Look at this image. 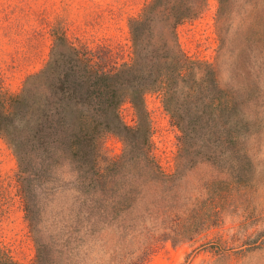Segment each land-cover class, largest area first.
I'll return each instance as SVG.
<instances>
[{
    "label": "rangeland",
    "instance_id": "rangeland-1",
    "mask_svg": "<svg viewBox=\"0 0 264 264\" xmlns=\"http://www.w3.org/2000/svg\"><path fill=\"white\" fill-rule=\"evenodd\" d=\"M151 0H0V79L12 92L49 58L55 34L91 46L109 45L117 61L130 57V19ZM190 56L215 66L226 101L238 103L247 127L234 140L225 133L189 138L150 93L152 153L166 182L140 184L132 206L108 216L93 239L77 221V193L65 189L48 206L39 232L26 218L18 161L0 136V243L21 264L37 256V239L55 245L75 235L81 264H264V0H206L176 27ZM124 121L136 122L130 103ZM229 129L233 110L221 117ZM106 156L124 149L114 134L103 139ZM241 170L236 180L233 174ZM83 209V207H81Z\"/></svg>",
    "mask_w": 264,
    "mask_h": 264
},
{
    "label": "trees",
    "instance_id": "trees-1",
    "mask_svg": "<svg viewBox=\"0 0 264 264\" xmlns=\"http://www.w3.org/2000/svg\"><path fill=\"white\" fill-rule=\"evenodd\" d=\"M205 1L148 2L130 19L128 60L119 63L109 45L54 33L48 60L19 91L5 88L0 79V136L17 158L26 218L36 233L49 204L65 189L77 193V221L86 222L94 239L108 216L132 206L140 184L166 182L152 153L150 93L161 95L164 108L191 139L226 131L234 143L241 138L246 114L235 101H226L215 66L190 56L178 42V23L196 15ZM127 102L134 125L122 117ZM229 107L233 122L227 130L220 121ZM109 134L124 145L118 159L103 152ZM240 177L241 170L233 174ZM59 240L49 246L37 239L36 259L28 264H81L78 237ZM90 259L87 264H99ZM0 264L21 263L0 243ZM183 264H192L191 257Z\"/></svg>",
    "mask_w": 264,
    "mask_h": 264
}]
</instances>
